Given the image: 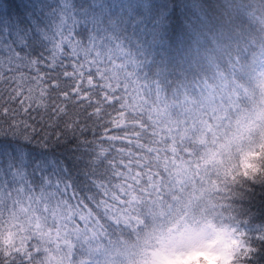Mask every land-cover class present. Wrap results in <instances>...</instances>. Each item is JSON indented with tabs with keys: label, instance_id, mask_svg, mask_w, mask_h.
<instances>
[{
	"label": "clouds",
	"instance_id": "obj_1",
	"mask_svg": "<svg viewBox=\"0 0 264 264\" xmlns=\"http://www.w3.org/2000/svg\"><path fill=\"white\" fill-rule=\"evenodd\" d=\"M35 2L26 51L113 103L0 111V264H264V0Z\"/></svg>",
	"mask_w": 264,
	"mask_h": 264
},
{
	"label": "snow or ice",
	"instance_id": "obj_2",
	"mask_svg": "<svg viewBox=\"0 0 264 264\" xmlns=\"http://www.w3.org/2000/svg\"><path fill=\"white\" fill-rule=\"evenodd\" d=\"M8 31V29H5V32ZM31 31V28L23 31L19 29L11 30V35L8 36L7 40L4 39L5 34L0 33V84L7 85L5 91L8 96V100L4 101L3 94L0 93V111L7 113L9 109L5 108L4 104L17 101L20 97H23L20 101V106L23 108L25 114L32 108L33 102L25 94V90L17 80L21 66L34 70L36 79L46 83L59 101V103L53 102L51 108L48 109L50 113L48 118L49 128L52 127L54 118L61 119L66 114L69 106L73 110L92 108L94 111L100 112L102 106L113 103V96L108 91H105L103 85L97 81V73H93L91 70L85 73L83 65L70 64L72 70L67 71L65 70V64H62L54 74L49 65L51 64L52 67H55V65L43 53L33 59L29 52L26 51L30 47L28 37ZM36 31H41L38 25L36 26ZM42 36L47 38L44 33H42ZM5 63L8 65L7 69L4 67ZM31 65H35V68L33 69ZM41 65H44L51 71H44ZM61 76L66 78V81H62L60 79ZM29 78L31 79V75ZM32 82L35 83V80ZM61 84H63V87H61ZM38 87L40 88L38 94L41 97L50 94L48 93V89L39 85ZM28 91L30 92L31 89ZM58 113L60 115H57ZM24 123L28 124L29 122L26 120ZM53 134L59 135L58 133ZM45 135L47 136L48 133L45 132Z\"/></svg>",
	"mask_w": 264,
	"mask_h": 264
},
{
	"label": "trees",
	"instance_id": "obj_3",
	"mask_svg": "<svg viewBox=\"0 0 264 264\" xmlns=\"http://www.w3.org/2000/svg\"><path fill=\"white\" fill-rule=\"evenodd\" d=\"M36 9V2L35 0H9V2H5V0H0V33H4L7 36L11 35V30L19 29L21 31L31 28L32 31L29 35V42L32 45V49L26 50H33L35 54V47L38 45L34 44L32 37H34L38 31H36V23L39 20V16H37ZM5 29H8V32H5ZM47 55V54H45ZM8 68L7 63H5V69ZM41 68L44 71H51L50 69L46 68L44 65H41ZM65 70L71 71V65L67 61L65 62ZM24 72L28 73L29 75L34 76L35 71L30 69H23ZM62 81H66V78L60 77ZM7 85L0 84V93L3 94L4 101L8 100L7 92L5 89ZM23 97L17 99V101L11 103H5L4 107L9 109L7 113H4L5 116H11L12 118L19 117V119L24 120L27 119L29 123H35L39 126L41 123H45L46 120L49 118V111L45 114L41 110H36L33 107L29 109L27 114L24 113L23 108L20 106V101ZM55 99V97H53ZM51 103V100L49 101ZM45 128H49V125L45 123ZM71 164V161H67Z\"/></svg>",
	"mask_w": 264,
	"mask_h": 264
}]
</instances>
